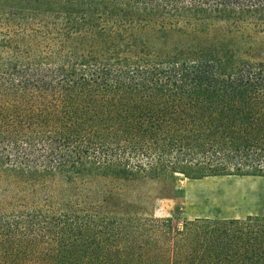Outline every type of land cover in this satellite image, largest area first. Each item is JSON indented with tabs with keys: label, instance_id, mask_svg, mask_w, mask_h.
<instances>
[{
	"label": "trees",
	"instance_id": "trees-1",
	"mask_svg": "<svg viewBox=\"0 0 264 264\" xmlns=\"http://www.w3.org/2000/svg\"><path fill=\"white\" fill-rule=\"evenodd\" d=\"M25 1L57 12L65 36L143 14L264 29V0ZM5 8L0 19L15 14ZM16 43L0 40V264H264V216L174 227L60 211L47 193L64 170L264 175V59L184 47L158 59L73 60L62 40Z\"/></svg>",
	"mask_w": 264,
	"mask_h": 264
},
{
	"label": "rangeland",
	"instance_id": "rangeland-1",
	"mask_svg": "<svg viewBox=\"0 0 264 264\" xmlns=\"http://www.w3.org/2000/svg\"><path fill=\"white\" fill-rule=\"evenodd\" d=\"M0 6L15 12L0 19V40L10 34L15 44L36 42L42 47L62 40L61 54L73 60L91 55L158 59L178 55L184 47L219 54L228 51L239 59H264V29L237 20L143 14L130 22L106 19L98 27L90 24L65 36L57 12L25 0H2ZM5 185L0 181L1 187ZM47 187L49 196L57 193L59 210L68 213L172 219L174 227L197 218L264 216V175L188 178L182 173L151 177L64 170L49 178Z\"/></svg>",
	"mask_w": 264,
	"mask_h": 264
}]
</instances>
